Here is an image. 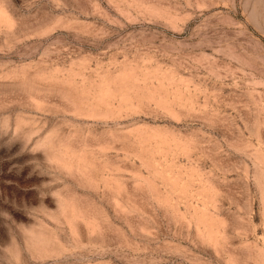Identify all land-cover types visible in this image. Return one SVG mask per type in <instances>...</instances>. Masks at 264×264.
<instances>
[{"label": "rangeland", "instance_id": "obj_1", "mask_svg": "<svg viewBox=\"0 0 264 264\" xmlns=\"http://www.w3.org/2000/svg\"><path fill=\"white\" fill-rule=\"evenodd\" d=\"M0 264H264V0H0Z\"/></svg>", "mask_w": 264, "mask_h": 264}]
</instances>
